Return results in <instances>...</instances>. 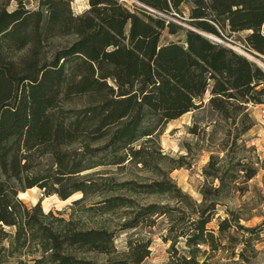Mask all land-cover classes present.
<instances>
[{
	"label": "trees",
	"instance_id": "trees-1",
	"mask_svg": "<svg viewBox=\"0 0 264 264\" xmlns=\"http://www.w3.org/2000/svg\"><path fill=\"white\" fill-rule=\"evenodd\" d=\"M139 1L159 13L140 6L130 9L122 0H88L89 7L78 14L71 0H37L35 8L20 1L10 10L8 0H0V233L19 247L31 241L40 226L42 254L37 258L45 257L50 264L126 262L78 256L70 248L112 252L113 230L78 228L63 216L59 225H44L30 214L39 210V201L28 207L19 191L39 186L44 194L56 193L64 200L79 190L81 197L72 203L85 199L99 189V181L91 176H76L92 166L85 163L94 152L90 142L102 140L95 149L102 150L104 158L112 156L94 165L119 163L126 155L145 162L143 147L132 146L155 131L144 125L145 119L168 121L182 115L199 105L209 85L211 107L226 116L240 111L248 118L247 104L264 102V67L206 34L249 29L243 46L264 60V0H191L190 26L185 27L166 16L182 12L185 0ZM165 29L183 30L184 41L160 43ZM70 34L73 40L45 55L48 38ZM74 94L86 95L90 102L70 115L59 102ZM71 143L80 145L74 153L69 151ZM122 149L124 155L118 153ZM114 184L104 183L110 189ZM139 187L144 192L168 188L162 180ZM119 205H129V198L111 195L89 208ZM142 208L154 211L152 205ZM214 213V203L199 205L189 229L180 231L188 253L176 256L173 264H197L199 245L213 248L215 236L207 223ZM227 224L226 217L219 221L220 232ZM147 252L145 247L134 261L139 263ZM237 253L241 255V249Z\"/></svg>",
	"mask_w": 264,
	"mask_h": 264
},
{
	"label": "rangeland",
	"instance_id": "rangeland-1",
	"mask_svg": "<svg viewBox=\"0 0 264 264\" xmlns=\"http://www.w3.org/2000/svg\"><path fill=\"white\" fill-rule=\"evenodd\" d=\"M20 1L29 8L37 6V0H8L7 9H13ZM191 5V0H185L182 12L174 11L166 16L178 25L190 26L187 19ZM88 7V0H71L75 14ZM248 32L249 29L230 31L226 28L222 36L206 34L264 67V60L243 46ZM74 37L72 34L51 36L44 45L45 55L50 57ZM184 39L183 30L169 33L165 29L160 43ZM209 96L210 85L202 100L197 101L199 105L182 115L168 121H157L154 116L145 119L144 125L154 127L155 131L151 137L146 138L149 136L146 135L132 143L134 147H143L145 162L138 161V156L126 155L119 163L94 165L112 156L104 158V152L95 149L102 140L90 142L94 152L87 156L85 163L92 166L78 171L76 176H91L99 181V189L90 191L85 199L73 204L74 199L81 197V191H74L61 200L56 193L44 194L39 186L22 190L26 192L24 195L19 191L20 198L28 207L39 201V210H32L30 214L44 225H59V217L63 216L72 219L78 228L103 226L113 230L114 250L110 253L84 252L75 247L70 250L97 262L121 260L125 264H173L176 256L188 253L180 231L189 229L191 218L196 216L195 211L202 202L214 203V216L207 223L215 236L213 248L200 244L197 264H264V120L259 115V105L264 102L248 103L249 117L244 118L240 111L235 116H226L213 109ZM89 102L88 96L74 94L61 99L59 105L71 110L68 112L71 115L73 109ZM257 104V107L251 106ZM249 122L251 126L244 130ZM79 146V143H71L69 151L74 153ZM118 153L124 155L125 150ZM253 169L255 173L247 177ZM104 178L115 183L112 189L105 188ZM154 180L164 181L168 188L155 192L140 190V183ZM111 195L129 198V205L109 210L89 208L90 204L96 205L98 200ZM147 205H152L154 211L146 213L142 207ZM225 217L228 224L220 232L218 223ZM131 223L135 225L126 227ZM37 227L33 239L19 247L9 244L10 236L3 238L0 233V264H50L45 257L37 258L42 254L38 243L42 230ZM5 229L11 231L12 227L5 226ZM145 247L147 254L136 263L134 259ZM240 249L241 255L237 253Z\"/></svg>",
	"mask_w": 264,
	"mask_h": 264
},
{
	"label": "built area",
	"instance_id": "built-area-1",
	"mask_svg": "<svg viewBox=\"0 0 264 264\" xmlns=\"http://www.w3.org/2000/svg\"><path fill=\"white\" fill-rule=\"evenodd\" d=\"M125 5L130 8V9H136L137 6L143 7L148 9L149 11L155 12V13H159V11L155 10L154 8H152L149 5H146L145 3L139 1V0H122ZM262 106L259 109V115H260V119L264 120V103L261 104Z\"/></svg>",
	"mask_w": 264,
	"mask_h": 264
},
{
	"label": "crops",
	"instance_id": "crops-1",
	"mask_svg": "<svg viewBox=\"0 0 264 264\" xmlns=\"http://www.w3.org/2000/svg\"><path fill=\"white\" fill-rule=\"evenodd\" d=\"M252 107H257L258 106V104L255 106V105H251ZM260 107L262 106V105H259ZM260 107H259V109H260ZM23 192V191H22ZM26 192H24V193H22V195H24ZM19 195H20V193H19ZM21 197V196H20Z\"/></svg>",
	"mask_w": 264,
	"mask_h": 264
},
{
	"label": "water",
	"instance_id": "water-1",
	"mask_svg": "<svg viewBox=\"0 0 264 264\" xmlns=\"http://www.w3.org/2000/svg\"><path fill=\"white\" fill-rule=\"evenodd\" d=\"M209 36V35H208ZM209 37H211V36H209ZM18 197L20 198V195H19V193H18Z\"/></svg>",
	"mask_w": 264,
	"mask_h": 264
}]
</instances>
